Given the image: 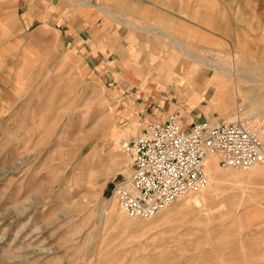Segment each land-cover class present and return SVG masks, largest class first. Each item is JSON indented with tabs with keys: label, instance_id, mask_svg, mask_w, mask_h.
Here are the masks:
<instances>
[{
	"label": "rangeland",
	"instance_id": "obj_1",
	"mask_svg": "<svg viewBox=\"0 0 264 264\" xmlns=\"http://www.w3.org/2000/svg\"><path fill=\"white\" fill-rule=\"evenodd\" d=\"M143 1L163 6V30L188 55L238 75H215L163 33L167 95L145 111L144 98L126 97L67 45L23 34L14 4L0 11V264H264L262 186L249 172L263 163L223 167L213 155L216 186L148 219L126 212L114 191L132 173L123 142L149 126L158 104L163 119L178 113L188 127L252 119L264 138V0ZM187 72L205 86L197 97Z\"/></svg>",
	"mask_w": 264,
	"mask_h": 264
},
{
	"label": "crops",
	"instance_id": "obj_2",
	"mask_svg": "<svg viewBox=\"0 0 264 264\" xmlns=\"http://www.w3.org/2000/svg\"><path fill=\"white\" fill-rule=\"evenodd\" d=\"M76 1L0 0V11L5 15L4 10L14 4L23 34L31 30L42 40L56 39L74 51L85 65L100 68L111 78L118 79L120 90L126 97L144 98L145 111L152 104L157 105L160 98L167 95L163 80L169 68L163 64V33L180 47L184 55L194 57L183 50L175 35L163 30V6L145 4L143 0ZM144 23L153 25L157 31L138 29ZM175 72L182 74L183 67ZM188 74L190 78L199 75ZM201 83L197 78L194 91L200 90L199 86L205 87ZM163 106L158 104L148 111L147 114H151L147 119L150 122L164 120L163 115H159L163 114ZM261 165L252 175H256V185L262 186L260 197L264 204V163ZM261 237L264 238V233ZM258 256H264V248L259 249Z\"/></svg>",
	"mask_w": 264,
	"mask_h": 264
},
{
	"label": "built area",
	"instance_id": "obj_3",
	"mask_svg": "<svg viewBox=\"0 0 264 264\" xmlns=\"http://www.w3.org/2000/svg\"><path fill=\"white\" fill-rule=\"evenodd\" d=\"M261 126L244 119L199 120L186 126L178 113L151 122L124 143L132 173L115 186V196L130 215L151 218L205 182V159L217 156L223 167L249 168L264 163Z\"/></svg>",
	"mask_w": 264,
	"mask_h": 264
},
{
	"label": "bare ground",
	"instance_id": "obj_4",
	"mask_svg": "<svg viewBox=\"0 0 264 264\" xmlns=\"http://www.w3.org/2000/svg\"><path fill=\"white\" fill-rule=\"evenodd\" d=\"M193 58H195V60L196 61H199V62H201V63H203L206 67H208V68H212V69H214L215 70V75H218V74H220V73H226V74H229V76H231V75H234V76H237L238 74H236V73H234L233 71H232V69L227 65V64H225V63H220V62H214V61H210L209 59H206V58H199V57H193ZM203 74V73H202ZM201 74V75H202ZM200 75V74H199ZM198 75V76H199ZM193 78H195V81H196V79L197 78H199V77H196V76H193ZM252 80H255V79H252ZM258 81V80H257ZM217 87H220V86H217ZM196 88V87H195ZM220 89L219 88H217V93H219V98L218 99H216L215 100V102L217 103V104H225V106H226V104L227 103H225V97L227 96L226 94L224 95V94H222V92L220 93ZM197 93H195V91L193 92V96H192V98L193 97H197ZM254 105H256V104H254ZM253 105V106H254ZM112 115V114H111ZM180 116V115H179ZM182 116V115H181ZM149 121V120H148ZM230 121H233V120H230ZM129 139H127V140H125L124 142H123V146H124V143L126 142V141H128ZM214 154H210V155H208L207 157H206V159H205V167H204V169H206L205 171H207V174H208V179H207V176H205L206 177V179H205V182L203 183V185L202 186H204V185H206L207 183H208V181L212 184L213 183V186H216V183H218V182H220L221 181V178H216L215 177V175H216V172H217V167H216V164H215V156H213ZM129 156H130V154H129ZM217 157V156H216ZM130 158H131V156H130ZM132 162V161H131ZM249 168H251V167H249ZM258 167H252L250 170H249V172H254L256 169H257ZM237 175H239V174H237ZM242 175V174H241ZM193 201L196 203V204H200L201 203V199L198 197V196H193Z\"/></svg>",
	"mask_w": 264,
	"mask_h": 264
}]
</instances>
